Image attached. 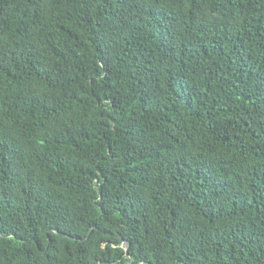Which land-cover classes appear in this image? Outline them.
I'll return each mask as SVG.
<instances>
[{
  "label": "trees",
  "instance_id": "trees-1",
  "mask_svg": "<svg viewBox=\"0 0 264 264\" xmlns=\"http://www.w3.org/2000/svg\"><path fill=\"white\" fill-rule=\"evenodd\" d=\"M130 262L264 264V0H0V264Z\"/></svg>",
  "mask_w": 264,
  "mask_h": 264
},
{
  "label": "water",
  "instance_id": "water-1",
  "mask_svg": "<svg viewBox=\"0 0 264 264\" xmlns=\"http://www.w3.org/2000/svg\"><path fill=\"white\" fill-rule=\"evenodd\" d=\"M124 244H125V247H126V249H127L128 257H130V253H129V245H128V243L125 242V241H124ZM130 264H131V262H130Z\"/></svg>",
  "mask_w": 264,
  "mask_h": 264
}]
</instances>
